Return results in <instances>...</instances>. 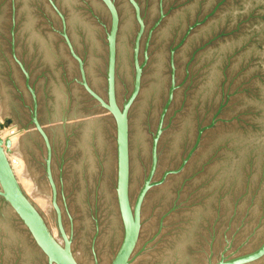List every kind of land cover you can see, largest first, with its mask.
<instances>
[{
	"label": "water",
	"instance_id": "95a60500",
	"mask_svg": "<svg viewBox=\"0 0 264 264\" xmlns=\"http://www.w3.org/2000/svg\"><path fill=\"white\" fill-rule=\"evenodd\" d=\"M0 264H264V0H0Z\"/></svg>",
	"mask_w": 264,
	"mask_h": 264
},
{
	"label": "bare ground",
	"instance_id": "6f19581e",
	"mask_svg": "<svg viewBox=\"0 0 264 264\" xmlns=\"http://www.w3.org/2000/svg\"><path fill=\"white\" fill-rule=\"evenodd\" d=\"M13 133H15L14 131L11 132V134L9 135L12 139V141L15 139ZM3 136V135H2ZM1 136V137H2ZM0 137V138H1ZM5 144V143H4ZM17 153V152H16ZM9 154V153H8ZM15 155L14 157L17 158L18 161V165L14 166L11 162L12 168L14 170V173L16 174V177L19 181V183L21 184V186L23 187L24 191L26 192V194L32 198L33 201H35L38 206L43 210L46 211L48 208V199L46 196L41 195V194H35L34 193V182L33 179L26 175L23 171H24V167H25V161L24 158L19 154H13ZM13 157V156H12ZM13 157V158H14ZM14 161V160H13Z\"/></svg>",
	"mask_w": 264,
	"mask_h": 264
},
{
	"label": "rangeland",
	"instance_id": "374dc122",
	"mask_svg": "<svg viewBox=\"0 0 264 264\" xmlns=\"http://www.w3.org/2000/svg\"><path fill=\"white\" fill-rule=\"evenodd\" d=\"M36 128H37L36 125L28 127V128H25V127L18 128L17 122H15V123H13V124H11L9 126H6L4 124V120H3L2 116L0 115V137L3 135L1 137L2 140H3L1 144H2V146L4 148V151L6 152V155H7L8 159H9L10 163L11 162H12V164L14 163L13 164L14 166L18 165V161H17V158L14 157L15 155H13V154H17L13 150V148H14L15 144L17 143V141L19 140L20 135L23 134L24 132L28 131V130L36 129ZM12 131L15 132V133H13L14 138H15L13 141H12V139H10L11 137L9 136Z\"/></svg>",
	"mask_w": 264,
	"mask_h": 264
}]
</instances>
